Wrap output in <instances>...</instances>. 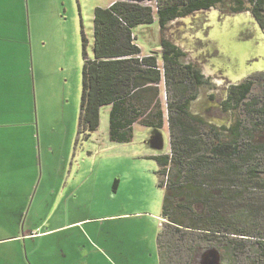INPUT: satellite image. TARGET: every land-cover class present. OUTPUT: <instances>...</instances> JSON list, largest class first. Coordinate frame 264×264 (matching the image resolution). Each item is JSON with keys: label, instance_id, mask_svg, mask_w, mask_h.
I'll return each mask as SVG.
<instances>
[{"label": "rangeland", "instance_id": "374dc122", "mask_svg": "<svg viewBox=\"0 0 264 264\" xmlns=\"http://www.w3.org/2000/svg\"><path fill=\"white\" fill-rule=\"evenodd\" d=\"M116 1L0 0V264H160L164 192L150 158L171 152L167 101L175 88H160L162 129L137 125L131 143H113L111 108L104 107L98 131L89 140L79 135L83 38L92 56L94 11ZM134 34L143 55L157 56L159 64L166 37L186 54L185 65L201 71L208 85L189 112L218 133L234 121L221 107L228 88L264 72L251 71L264 58V24L251 10L229 14L220 6L169 23L165 34L158 24ZM231 43L245 46L249 57L233 52ZM263 128L256 134L259 148ZM201 133L199 140H206ZM248 163L262 179L264 147ZM248 169L229 175L223 186L240 192L236 221L264 234V187L246 179ZM252 206L259 213H248ZM192 264L228 263L207 250Z\"/></svg>", "mask_w": 264, "mask_h": 264}, {"label": "trees", "instance_id": "16d2710c", "mask_svg": "<svg viewBox=\"0 0 264 264\" xmlns=\"http://www.w3.org/2000/svg\"><path fill=\"white\" fill-rule=\"evenodd\" d=\"M220 6L229 14L251 10L264 24V0H117L94 11L92 56L87 51L89 41L83 38L79 135L84 140L98 131L104 107H111L109 139L113 143H131L136 125L162 129L165 113L160 88L164 84L167 93L175 88L167 101L171 152L150 158L160 168L158 187L164 192L157 237L160 264H192L207 250H216L228 264H264V234L239 217L236 221L233 202L241 199L240 192L234 185L223 186L222 181L248 166L246 179L259 180L255 184L264 187L261 172L248 163L264 147L256 146L261 142L256 134L264 127V72L228 88L221 107L234 121L218 133L203 117L189 112L200 88L208 85L201 71L193 64L185 65L186 54L166 37L159 64L156 56L143 55L134 34L137 27L155 22L165 34L169 23ZM201 131L207 134L206 140H199ZM226 147L229 154L224 153ZM212 163L218 168H209ZM252 210L248 213L260 211L253 206Z\"/></svg>", "mask_w": 264, "mask_h": 264}, {"label": "water", "instance_id": "95a60500", "mask_svg": "<svg viewBox=\"0 0 264 264\" xmlns=\"http://www.w3.org/2000/svg\"><path fill=\"white\" fill-rule=\"evenodd\" d=\"M223 38H225L224 36H223ZM233 48H232V51L233 52H236V54L237 55H239V56H242V53H243V51L245 50L246 52H248V49H246V47L243 49L241 46L238 48V45H236L235 43H231L230 44ZM243 57V56H242ZM264 57V56H263ZM261 62H259V63H256V64H254V66L251 68V71L253 72V73H255V72H262V71H264V66L263 67H258L257 66V64H259V65H261L260 64ZM248 73V71H246V74ZM245 78V76H241L240 77V79H238L237 81H241L242 79H244Z\"/></svg>", "mask_w": 264, "mask_h": 264}, {"label": "bare ground", "instance_id": "6f19581e", "mask_svg": "<svg viewBox=\"0 0 264 264\" xmlns=\"http://www.w3.org/2000/svg\"><path fill=\"white\" fill-rule=\"evenodd\" d=\"M242 47V46H241ZM243 49L245 48L244 46L242 47ZM260 55L264 56V45L261 46L260 49ZM242 56L245 57L246 59L249 57L248 53L244 50L242 53ZM245 61L247 62L248 60H243L244 64L246 65ZM261 65L257 64L258 67H263L264 66V58L261 60Z\"/></svg>", "mask_w": 264, "mask_h": 264}, {"label": "crops", "instance_id": "0c3cea01", "mask_svg": "<svg viewBox=\"0 0 264 264\" xmlns=\"http://www.w3.org/2000/svg\"><path fill=\"white\" fill-rule=\"evenodd\" d=\"M113 4V2L111 3V2H109L108 4H107V6L106 7H103V8H108V7H110L111 5ZM94 20V19H93ZM154 24H158L157 22H155ZM153 24V25H154ZM140 47V46H139ZM141 48V47H140ZM142 49V48H141ZM142 51H143V49H142ZM160 54H161V50H160ZM150 55H153V54H150ZM155 56V55H154ZM157 57V56H156ZM158 58V57H157ZM111 108V107H110ZM137 126V125H136ZM135 126V127H136ZM135 127H134V131H135ZM146 128V127H145ZM161 227H162V225H160ZM161 227H160V229H161Z\"/></svg>", "mask_w": 264, "mask_h": 264}, {"label": "flooded vegetation", "instance_id": "af4514ba", "mask_svg": "<svg viewBox=\"0 0 264 264\" xmlns=\"http://www.w3.org/2000/svg\"><path fill=\"white\" fill-rule=\"evenodd\" d=\"M251 77V76H250Z\"/></svg>", "mask_w": 264, "mask_h": 264}]
</instances>
